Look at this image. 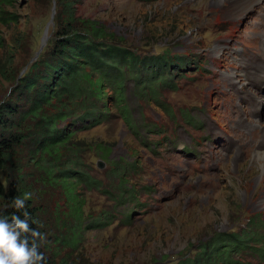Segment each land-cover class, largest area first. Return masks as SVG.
<instances>
[{
    "label": "rangeland",
    "instance_id": "374dc122",
    "mask_svg": "<svg viewBox=\"0 0 264 264\" xmlns=\"http://www.w3.org/2000/svg\"><path fill=\"white\" fill-rule=\"evenodd\" d=\"M258 3L261 4L254 12L259 15L264 8L262 0L239 13L232 12L225 0H76L75 12L103 23L113 34V44L140 52L150 65L164 50H170V53L190 61L207 53V61L212 66L211 59L221 54L218 52L222 48L219 44L224 41V33L213 30L217 21L241 17ZM14 5L12 10L19 16L18 23L0 25L3 37L0 66L5 71V74L0 73V103L16 101L21 95V77L42 51L52 48L55 40L56 9L50 20L53 2L48 5L45 0H16ZM205 27L211 28L212 32L204 30L202 35L199 29ZM43 37L46 39L40 48ZM231 51L228 50L227 54L231 55ZM253 55L256 57L259 53L255 51ZM241 58L242 51L236 54V62ZM208 89L206 84L205 90ZM126 92L134 117L143 112L152 119L158 118L156 108H150L153 105L143 107L142 102L133 96L131 83L126 84ZM105 93L110 94L111 91L105 90ZM193 94L188 89L186 100H196ZM228 104L229 97H225V104L218 97L211 105L216 110L213 115L204 109L195 110L203 121L204 134L207 135L202 143H193V130L183 127L170 142L164 159L146 157L148 168L155 167L152 171L158 180L154 195L160 198V202L152 205L154 214L131 227L119 228L109 223L106 227L88 230L79 252L83 260H90L91 264H137L159 256L173 259L187 245L195 246L220 231L242 239L251 234L264 237V228L261 232L246 230L250 213H256L264 224V159H254L253 154L264 137L263 129L259 132L257 128L264 126V107L260 106L254 114L255 118L250 117L248 122L242 113L230 112ZM162 120L167 123L164 116ZM65 123H61L59 128H64ZM259 133H262L260 139ZM73 141L88 145L102 142L108 146L110 154L106 159H101L92 151L84 156L97 171L100 167H113V163L121 161V158L134 162L135 167L141 164L136 158L141 149L136 146L121 118L82 129ZM184 147L188 150L181 151ZM195 165L199 170H194ZM142 177L141 172L131 174L128 176L129 184L134 185ZM0 179L6 184L1 172ZM165 181H168L167 188ZM180 184L187 185L189 192L177 194ZM79 187L89 216H94L105 207L99 194L85 190L81 185ZM170 196L171 199L168 198ZM41 198L48 207L63 201L55 186L44 188ZM164 198L168 199L163 209L157 212ZM194 199L196 204L191 205L190 201Z\"/></svg>",
    "mask_w": 264,
    "mask_h": 264
},
{
    "label": "trees",
    "instance_id": "16d2710c",
    "mask_svg": "<svg viewBox=\"0 0 264 264\" xmlns=\"http://www.w3.org/2000/svg\"><path fill=\"white\" fill-rule=\"evenodd\" d=\"M53 1L56 12L52 48L42 51L21 77V95L16 101L0 103V172L6 178V184L0 179V209L10 216L14 211L8 207L11 200L31 193L26 210L32 220L39 222L32 227L45 236L40 251L46 264H91L79 253L85 234L113 224L112 218L107 217L108 208L125 192H134L137 181L130 185L128 176L142 171L144 162L137 154L141 163L137 167L121 158L113 167L97 171L84 156L92 151L106 159L110 154L108 146L102 142L89 145L74 142L73 138L78 131L112 118H121L129 129L135 130L124 99L126 79L133 81L135 94L149 104L157 86L165 84L173 68L185 66L187 59L164 50L157 63L152 61L154 64L150 65L140 52L113 44V34L103 23L77 15L76 0H45V3L51 5ZM15 3L16 0H0L1 26L18 23L19 16L12 10ZM0 73L5 74L2 66ZM105 90L111 93L106 94ZM113 105L116 112H112ZM63 122L67 130L59 128ZM77 122L82 127L73 129ZM79 185L103 194L109 202L89 216ZM54 186L60 191L62 204L45 206L41 198L43 189ZM247 219L246 230L263 231V221H259L256 213H250ZM256 237L259 242L264 241L262 235ZM245 240L220 231L195 246L187 245L173 259L159 256L137 264H222L221 246Z\"/></svg>",
    "mask_w": 264,
    "mask_h": 264
},
{
    "label": "clouds",
    "instance_id": "9594fccd",
    "mask_svg": "<svg viewBox=\"0 0 264 264\" xmlns=\"http://www.w3.org/2000/svg\"><path fill=\"white\" fill-rule=\"evenodd\" d=\"M31 195L14 197L8 205L14 209L10 216L4 214L5 209H0V264H46V257L40 251L45 236L32 227L39 222L32 220L26 210V201Z\"/></svg>",
    "mask_w": 264,
    "mask_h": 264
},
{
    "label": "bare ground",
    "instance_id": "6f19581e",
    "mask_svg": "<svg viewBox=\"0 0 264 264\" xmlns=\"http://www.w3.org/2000/svg\"><path fill=\"white\" fill-rule=\"evenodd\" d=\"M258 1H260V0H225L226 3H229V7L232 9V12L238 11V13L241 10H246L248 7H250L252 4H254L255 2H258ZM263 133H264V126H263ZM260 140L261 141H259L258 148L257 149L255 148L253 151L254 159H259V160H261L262 158L264 159V155H261L259 157L257 155L258 153L264 154V147L259 149L260 144L264 143V137Z\"/></svg>",
    "mask_w": 264,
    "mask_h": 264
},
{
    "label": "water",
    "instance_id": "95a60500",
    "mask_svg": "<svg viewBox=\"0 0 264 264\" xmlns=\"http://www.w3.org/2000/svg\"><path fill=\"white\" fill-rule=\"evenodd\" d=\"M54 7H55V6H54V1H53V7H52V9H51V19H50V20H52V17H53V14H54V10H55ZM45 39H46V37H43V38H42V40H41V44H40V48H42V46L44 45ZM37 54H38V51L36 52V54H35V56L33 57V59L36 57ZM99 165H101V163H100ZM100 168H103V167H100Z\"/></svg>",
    "mask_w": 264,
    "mask_h": 264
}]
</instances>
